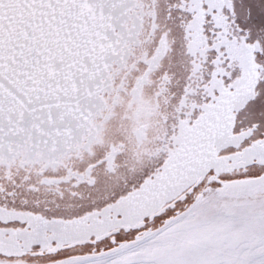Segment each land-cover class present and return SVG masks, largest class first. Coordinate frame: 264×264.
Returning a JSON list of instances; mask_svg holds the SVG:
<instances>
[{"label":"snow or ice","instance_id":"obj_1","mask_svg":"<svg viewBox=\"0 0 264 264\" xmlns=\"http://www.w3.org/2000/svg\"><path fill=\"white\" fill-rule=\"evenodd\" d=\"M0 264H264V0H0Z\"/></svg>","mask_w":264,"mask_h":264}]
</instances>
